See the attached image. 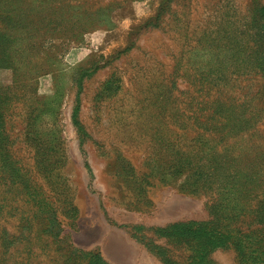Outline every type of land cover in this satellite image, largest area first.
I'll return each mask as SVG.
<instances>
[{
    "label": "rangeland",
    "instance_id": "1",
    "mask_svg": "<svg viewBox=\"0 0 264 264\" xmlns=\"http://www.w3.org/2000/svg\"><path fill=\"white\" fill-rule=\"evenodd\" d=\"M0 264H264V0H0Z\"/></svg>",
    "mask_w": 264,
    "mask_h": 264
}]
</instances>
